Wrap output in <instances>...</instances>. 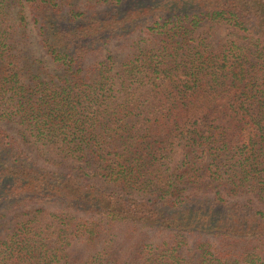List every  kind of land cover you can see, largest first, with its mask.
Instances as JSON below:
<instances>
[{"label":"trees","instance_id":"trees-1","mask_svg":"<svg viewBox=\"0 0 264 264\" xmlns=\"http://www.w3.org/2000/svg\"><path fill=\"white\" fill-rule=\"evenodd\" d=\"M0 123V264H264V0H0Z\"/></svg>","mask_w":264,"mask_h":264},{"label":"rangeland","instance_id":"rangeland-1","mask_svg":"<svg viewBox=\"0 0 264 264\" xmlns=\"http://www.w3.org/2000/svg\"><path fill=\"white\" fill-rule=\"evenodd\" d=\"M30 24H29V46H30V52L31 53H35L36 55H38L47 65H50V60L49 58L44 54V52L40 49V46L38 44V38H37V34H36V30L33 27L32 22L29 20ZM211 29L210 31V35L208 38V41L213 45L216 46L218 43L222 42V41H227L229 39H231V36L229 34V30L226 27H222V26H216V25H211L209 27ZM119 47V44H113L111 46V49L113 50L114 53L119 54V51L117 50V48ZM0 126L4 127V125H2L0 123Z\"/></svg>","mask_w":264,"mask_h":264}]
</instances>
